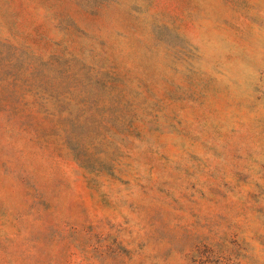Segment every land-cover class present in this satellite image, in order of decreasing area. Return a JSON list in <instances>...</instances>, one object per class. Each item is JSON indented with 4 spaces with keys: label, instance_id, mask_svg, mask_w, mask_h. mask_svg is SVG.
I'll return each instance as SVG.
<instances>
[{
    "label": "rangeland",
    "instance_id": "1",
    "mask_svg": "<svg viewBox=\"0 0 264 264\" xmlns=\"http://www.w3.org/2000/svg\"><path fill=\"white\" fill-rule=\"evenodd\" d=\"M0 264H264V0H0Z\"/></svg>",
    "mask_w": 264,
    "mask_h": 264
}]
</instances>
